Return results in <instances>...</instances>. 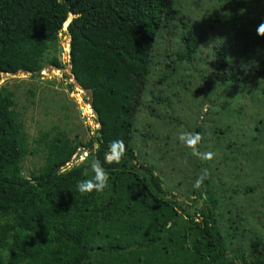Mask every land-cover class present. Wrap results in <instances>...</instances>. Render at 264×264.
Wrapping results in <instances>:
<instances>
[{"label":"trees","instance_id":"trees-1","mask_svg":"<svg viewBox=\"0 0 264 264\" xmlns=\"http://www.w3.org/2000/svg\"><path fill=\"white\" fill-rule=\"evenodd\" d=\"M167 2L0 0V75H38L44 69L48 45L66 27L70 72L78 87L90 94L98 124L94 143L52 142L44 166L27 179L21 172L24 139L13 110V94L0 88V264H92L97 252L122 260L135 250L153 251L157 257L151 256L152 264L166 262L164 238L179 230L180 215L171 201L175 196L164 190L161 178L138 162L133 132ZM215 17L217 12L209 20ZM180 41L177 58L190 62L202 36L183 22ZM214 56L215 80L242 81L243 69L226 60L222 47L214 49ZM51 64L60 65L56 59ZM121 139L127 147L125 158L120 164L104 163L109 144ZM80 147L94 150L93 158H99L107 169L109 187L103 192L77 190L78 182L92 176L87 165L63 171ZM127 184H134L132 193L140 192L147 200L143 217L149 230L133 245L124 238L142 231L138 220L113 232L121 211L119 188ZM205 194L201 198L195 192V198L188 200L199 219L190 218L179 235L186 262L264 264V241L248 247L234 242L236 233L223 230L217 218L218 198L211 190ZM200 200L203 203L198 205Z\"/></svg>","mask_w":264,"mask_h":264},{"label":"rangeland","instance_id":"rangeland-1","mask_svg":"<svg viewBox=\"0 0 264 264\" xmlns=\"http://www.w3.org/2000/svg\"><path fill=\"white\" fill-rule=\"evenodd\" d=\"M215 12L217 17L210 21ZM162 20L151 52L145 96L136 114L133 148L138 162L150 167L164 190L175 196L171 201L180 215L179 230L164 238V264H190L183 257L179 235L190 218L199 219L195 207H188L195 192L201 198L205 190L214 192L219 200L217 218L223 230L236 233L234 242L248 247L264 241V39L257 34L264 24V0H168ZM183 22L202 36L190 62L177 58ZM217 47L223 48L229 63L243 69L242 81L225 84L214 79ZM68 53L69 38L62 30L48 45L44 69L38 75H0V88L13 94V110L24 139L21 172L27 179L39 173L55 140L94 143L98 124L90 94L71 75ZM54 59L59 67L51 64ZM182 132L200 133L199 150L215 153L214 159L194 156L178 139ZM85 154L88 162L81 163ZM93 154L92 149L78 148L63 171L87 165L91 174ZM204 169L210 175L196 189ZM119 189L121 211L113 232L138 220L142 231L124 238L133 245L149 230L143 217L147 200L140 192L132 193L134 184ZM152 255L156 256L153 251L135 250L120 260L97 252L92 264H152Z\"/></svg>","mask_w":264,"mask_h":264},{"label":"clouds","instance_id":"clouds-1","mask_svg":"<svg viewBox=\"0 0 264 264\" xmlns=\"http://www.w3.org/2000/svg\"><path fill=\"white\" fill-rule=\"evenodd\" d=\"M257 34L260 36H264V24H261L257 29ZM178 139L182 142L186 147L192 150V154L197 156L202 160H213L215 157V153L201 152L199 150V145L203 139L200 133L193 132H182ZM127 152V147L124 141L114 140L108 146V151L104 154V163L112 165V164H120L122 160L125 158ZM81 163L88 162V155L85 154L80 158ZM90 167L93 175L91 178L84 179L77 184V190L80 193L90 194L93 192H103L109 187V173L107 169L102 165L99 158H93L90 161ZM210 173L207 169H204L202 174L197 178L194 188L200 189L204 181L208 179Z\"/></svg>","mask_w":264,"mask_h":264},{"label":"water","instance_id":"water-1","mask_svg":"<svg viewBox=\"0 0 264 264\" xmlns=\"http://www.w3.org/2000/svg\"><path fill=\"white\" fill-rule=\"evenodd\" d=\"M63 30L66 31V27H63Z\"/></svg>","mask_w":264,"mask_h":264}]
</instances>
